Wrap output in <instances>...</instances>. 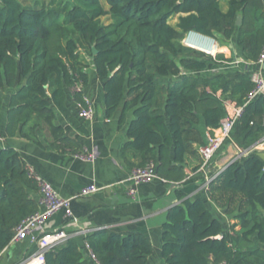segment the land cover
Segmentation results:
<instances>
[{
  "label": "trees",
  "instance_id": "obj_1",
  "mask_svg": "<svg viewBox=\"0 0 264 264\" xmlns=\"http://www.w3.org/2000/svg\"><path fill=\"white\" fill-rule=\"evenodd\" d=\"M221 1L0 0V132L8 138L40 144L42 130L51 148L84 152L55 120L60 112L88 132L66 101L71 91L80 110L93 66L103 82L106 117L121 107L123 127L133 112L123 153L133 151L137 166L154 162L162 179L182 184L187 158L201 160V126L219 128L227 100L242 107L227 142L247 153L206 184L210 200L235 222L225 229L203 199L178 189L183 201L169 209L162 225L164 264H264V156L255 148L264 138V95L250 98V68L203 75L209 62L233 58L223 52L213 57L183 42L191 30L214 39L223 34L236 38L246 62L257 63L264 0H228L227 11ZM6 89H15L7 110ZM27 166L16 148L0 143V252L13 241L15 228L40 209L32 194L39 188ZM85 241L97 263L71 236L47 251L46 264H148L154 251L142 233L95 230Z\"/></svg>",
  "mask_w": 264,
  "mask_h": 264
},
{
  "label": "crops",
  "instance_id": "obj_2",
  "mask_svg": "<svg viewBox=\"0 0 264 264\" xmlns=\"http://www.w3.org/2000/svg\"><path fill=\"white\" fill-rule=\"evenodd\" d=\"M221 5L223 11L228 10V0H222ZM217 35L221 39H228L223 34ZM234 39L236 44V38ZM221 51L226 52L225 50ZM239 51L240 53L235 55L232 62L228 64L230 65L229 70L245 67L254 70V72L259 70L264 72V64L260 66L258 63L246 62L241 56V50ZM88 72L90 81L83 86V90L84 96L94 102L96 109L94 120L85 122L79 118L71 91L67 92L66 101L69 110L85 124L88 132L84 133L77 129L60 112L57 113L55 122L64 127L65 135L80 141L84 151L92 152L97 156L94 162L80 159L69 151L61 152L51 148L42 130L37 131L40 144L20 136L13 138L6 136V141L1 143L16 148L29 165H32L65 196H78L81 189L90 183H96L103 188L94 194L78 196L73 199L74 218H67L63 213H58L48 221L40 233L61 230L73 233L88 228H92L93 231L110 230L123 235L142 233L150 238L154 246L148 264H164L162 225L167 220L169 209L183 201L177 195L178 189L187 193L191 199H203L214 216L223 222L225 229L230 223H234L235 220L232 216L226 215L224 210L210 200L206 190L208 178L223 169L232 160L241 157L240 150L233 143L223 145L206 170H201V166L194 170L201 160L188 157L185 165L187 177L182 184L155 180L137 186V200H132L128 196V178L132 169L137 166L139 159L131 150H127L124 154L122 148L129 140L127 129L134 115L132 111L129 112L123 127H119L121 107L113 117H106L103 82L98 78L93 66L88 69ZM14 90L6 89V96L4 95L6 110L9 96ZM226 103H230L232 109L236 106L230 100L225 101ZM225 110L227 114L226 106ZM201 128L205 140L210 130L205 129L204 126ZM256 148L264 156V143ZM32 194L39 201L41 207L39 191ZM73 236L77 238L81 250L86 252L85 235L73 233ZM36 248L37 244L29 240L12 241L0 252V264H19Z\"/></svg>",
  "mask_w": 264,
  "mask_h": 264
},
{
  "label": "built area",
  "instance_id": "obj_3",
  "mask_svg": "<svg viewBox=\"0 0 264 264\" xmlns=\"http://www.w3.org/2000/svg\"><path fill=\"white\" fill-rule=\"evenodd\" d=\"M206 40L213 41L212 48L216 43V39L198 33L196 31H189L185 36V44L196 49H200L210 53H216L218 50V44L216 43V51H207L201 45ZM257 63L262 66L264 64V45L259 55ZM252 79L255 82V88L250 94V98L257 95H264V72L259 70L252 74ZM80 110L78 116L82 121L91 122L96 115V109L94 102L85 97V103L80 104ZM242 107L235 106L232 110H228L227 114L223 118L219 128L214 129L206 135L205 142L198 148L201 159V170H206L214 156L223 147L226 140L231 138L234 124L240 116ZM6 141V135L0 132V143ZM264 143V138L256 145ZM255 147V148H256ZM257 149V148H256ZM247 151H240V156L246 154ZM76 156L85 161L94 162L97 156L92 152H82L76 154ZM28 176L37 182L39 193L41 195V207L38 211L26 217L16 228L13 241L21 242L29 240L37 244L36 250H34L25 260L19 264H46V253L55 244L68 239L73 236V233L87 235L92 228L77 230L73 233H68L65 230L57 232H45L40 230L52 219L56 214L63 213L67 218H74V212L72 208V201L78 196H87L100 191L96 183H90L84 186L79 195L65 196L63 195L48 179L42 176L32 166H27ZM212 179V176L208 178L207 183ZM129 186L127 194L132 200H137L138 191L137 186L143 183H151L155 180L162 179L157 172L156 164L154 162L147 163L143 166H136L132 169L129 175ZM89 258L97 263L96 255L92 252L89 244L85 243Z\"/></svg>",
  "mask_w": 264,
  "mask_h": 264
},
{
  "label": "rangeland",
  "instance_id": "obj_4",
  "mask_svg": "<svg viewBox=\"0 0 264 264\" xmlns=\"http://www.w3.org/2000/svg\"><path fill=\"white\" fill-rule=\"evenodd\" d=\"M174 23V21H172ZM234 38H231V39H221L218 37H216V43L218 44V50L216 53H210V52H206L207 54H210L212 55L213 57H216L217 54L219 52H222L221 50H225L226 52L224 53L226 57L228 58H233L235 55L239 54L240 51H239V48L237 47V45L235 44L234 42ZM183 42H185V38L183 40ZM196 49V48H195ZM197 50H200V49H197ZM203 51V50H201ZM236 52V53H235ZM232 61H228V62H225L223 64H214L213 62H209V65H208V68L204 71H202V74L203 75H208V74H211L215 71H218V70H229V66L228 65L229 63H231ZM3 95L6 96V92H2ZM230 103H226L224 102V107L226 106V108H228V110H232V107L229 105ZM230 108V109H229ZM229 142H227V140L225 141L224 145L225 144H228ZM217 156V154L214 156V159L215 157Z\"/></svg>",
  "mask_w": 264,
  "mask_h": 264
},
{
  "label": "bare ground",
  "instance_id": "obj_5",
  "mask_svg": "<svg viewBox=\"0 0 264 264\" xmlns=\"http://www.w3.org/2000/svg\"><path fill=\"white\" fill-rule=\"evenodd\" d=\"M212 44H213V41H210V40H206V42L204 43H201V45H203L204 49L207 50V51H216V43L214 44V48H212Z\"/></svg>",
  "mask_w": 264,
  "mask_h": 264
},
{
  "label": "water",
  "instance_id": "obj_6",
  "mask_svg": "<svg viewBox=\"0 0 264 264\" xmlns=\"http://www.w3.org/2000/svg\"><path fill=\"white\" fill-rule=\"evenodd\" d=\"M240 23H241V19L239 18V19H238V24H240ZM228 165H229V164H228ZM228 165H227V166H228ZM227 166H225V167H227ZM225 167H224V168H225ZM224 168H223V169H224Z\"/></svg>",
  "mask_w": 264,
  "mask_h": 264
}]
</instances>
